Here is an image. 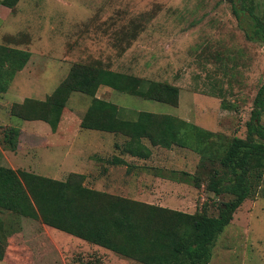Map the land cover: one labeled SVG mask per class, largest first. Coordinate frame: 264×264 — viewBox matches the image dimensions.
I'll return each instance as SVG.
<instances>
[{
  "label": "rangeland",
  "instance_id": "374dc122",
  "mask_svg": "<svg viewBox=\"0 0 264 264\" xmlns=\"http://www.w3.org/2000/svg\"><path fill=\"white\" fill-rule=\"evenodd\" d=\"M254 1L264 10V0ZM0 45L30 53L0 94V150L6 156L0 166L62 182L80 175L83 186L126 198L118 191L123 171L107 167L116 156L113 144L126 139L80 128L91 98L71 94L55 132L11 111L25 99L44 101L72 65L93 64L179 90L178 104L171 107L99 88L96 97L115 104L120 119L135 121L139 112H149L211 132L199 147L183 148L188 161L170 171L188 187L177 200H189L186 208L170 210L216 217L219 204L231 200L215 197L206 185L231 139L246 137L253 99L264 82V47L245 39L226 1L20 0L12 10L0 6ZM9 128L20 130L14 151L3 143ZM144 144L150 147L147 140ZM1 217L10 223L7 212ZM13 223L17 231L8 238L0 264H141L39 221L14 218ZM209 264H264V170L257 193L233 213L218 237Z\"/></svg>",
  "mask_w": 264,
  "mask_h": 264
},
{
  "label": "trees",
  "instance_id": "16d2710c",
  "mask_svg": "<svg viewBox=\"0 0 264 264\" xmlns=\"http://www.w3.org/2000/svg\"><path fill=\"white\" fill-rule=\"evenodd\" d=\"M19 1L0 0V6L12 10ZM224 1L245 39L264 47L261 5L254 0ZM29 59L27 51L0 45V94L7 92ZM101 87L171 107L178 104L179 90L175 86L93 64H74L44 101L25 99L13 106L12 115L24 121H42L55 132L71 94L79 93L91 98L80 128L120 134L126 139L123 154L142 156L143 151L150 152L144 140L150 147L170 149L199 147L200 140L211 136V132L191 128L167 115L139 112L135 121L122 120L115 104L96 97ZM221 105L224 107L223 102ZM263 114L264 82L253 99L246 137L231 139L207 181V190L215 197H231L219 204L216 217L204 211L187 214L95 191L83 186V177L76 174L62 182L0 166V260L8 238L17 231L13 219L26 218L141 264H209L217 239L232 221L233 213L257 193L264 170ZM19 134L16 128L5 131L6 149L17 148ZM208 158L211 161L213 156ZM3 212L9 215L10 223L1 217Z\"/></svg>",
  "mask_w": 264,
  "mask_h": 264
},
{
  "label": "crops",
  "instance_id": "0c3cea01",
  "mask_svg": "<svg viewBox=\"0 0 264 264\" xmlns=\"http://www.w3.org/2000/svg\"><path fill=\"white\" fill-rule=\"evenodd\" d=\"M125 113L124 116L128 112ZM123 143L113 144L115 149L113 154L116 156L110 159L107 165L108 169L112 164L113 167H118L120 172L123 171L124 180L120 182L118 191L122 192L126 198L148 205L168 209L173 206L186 208L187 204L185 203L186 201L189 203V200H177L176 196L181 194L182 189L187 192L188 187L174 174L188 161L189 155L184 151L186 149L182 148L181 152L172 148L149 147L150 152L143 151L142 156H133L122 153ZM55 144L57 145V143ZM116 150H118V154H116ZM0 157H3L5 161L6 156H2L1 150ZM170 171L174 173L172 174ZM121 176L123 178L122 174Z\"/></svg>",
  "mask_w": 264,
  "mask_h": 264
}]
</instances>
